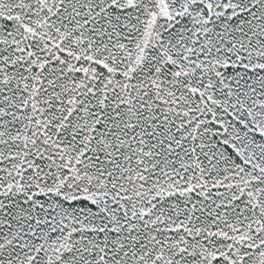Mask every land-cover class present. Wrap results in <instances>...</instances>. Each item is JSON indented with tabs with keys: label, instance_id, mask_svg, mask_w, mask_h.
<instances>
[{
	"label": "snow or ice",
	"instance_id": "6c2138e0",
	"mask_svg": "<svg viewBox=\"0 0 264 264\" xmlns=\"http://www.w3.org/2000/svg\"><path fill=\"white\" fill-rule=\"evenodd\" d=\"M0 264H264V0H0Z\"/></svg>",
	"mask_w": 264,
	"mask_h": 264
}]
</instances>
